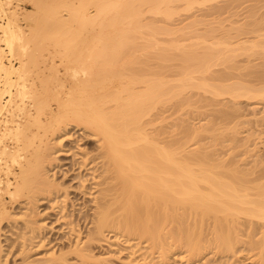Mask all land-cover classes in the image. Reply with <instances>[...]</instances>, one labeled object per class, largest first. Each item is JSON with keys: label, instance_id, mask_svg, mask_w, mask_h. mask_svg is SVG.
Instances as JSON below:
<instances>
[{"label": "bare ground", "instance_id": "obj_1", "mask_svg": "<svg viewBox=\"0 0 264 264\" xmlns=\"http://www.w3.org/2000/svg\"><path fill=\"white\" fill-rule=\"evenodd\" d=\"M10 1L0 0V237L7 224L14 240L4 253L0 239V264H100L94 250L107 234L130 246L132 264H173L176 251L195 264L206 244L221 253L233 251L241 219L264 222V185L253 186L252 197L236 171L208 164L205 153L187 151L184 142L160 139L161 131L148 129L152 121L144 122L184 85L142 79L140 69H131L139 59L135 53L153 44L152 36L150 43H138L140 30L147 25L153 34L159 31L142 17L168 14L171 4L185 0H79L69 7L65 0H35L38 11L26 10L27 27L17 9L9 10ZM46 21L52 24L53 52L65 67L61 72L52 59L53 88L45 83L46 67L39 65L43 72H37L38 60L32 59H38L33 52L43 45ZM157 58H166L165 49ZM182 59L186 69L191 60L198 71L210 66L192 53ZM32 73L43 76L38 79L43 89H36L35 80L30 84ZM141 82L144 88L136 89ZM73 128L93 146L81 145L72 154L65 146L74 139ZM60 156L72 160L59 164ZM72 194L92 196L93 205L77 213ZM41 204L48 208L40 210ZM17 207L19 214H13ZM53 215L55 222L48 221ZM52 230L66 231L68 236L61 235L66 241L54 238ZM255 245L264 264V228L257 242L250 241ZM13 250L19 262L8 258Z\"/></svg>", "mask_w": 264, "mask_h": 264}, {"label": "rangeland", "instance_id": "obj_2", "mask_svg": "<svg viewBox=\"0 0 264 264\" xmlns=\"http://www.w3.org/2000/svg\"><path fill=\"white\" fill-rule=\"evenodd\" d=\"M11 1L9 10L17 9L20 20L23 22L25 20L24 25L27 27L31 23L25 19L26 10L38 11L34 4L35 0ZM78 2L79 0L64 1L68 7ZM59 8L60 15L66 17L67 13L62 5H59ZM169 9L170 13L168 14L144 13L143 23L147 22L151 26H157L159 31L155 30V34H153L152 31L147 30V25H145L147 29L140 30L137 36L138 43H150L152 40L150 37L152 36L153 44L135 53L139 59L136 63H133L131 69L134 68V71L140 69L137 74H140L139 77H142V79L144 77L146 79L148 77H159L160 80H168L173 85L178 83L184 86L180 87L179 93L171 99L157 104V107L150 111V115L145 117L144 122L148 123V119H150V122L152 121V125H147L148 129L150 128L149 130L152 133L161 131L160 134L158 133L160 139L166 142H184L187 151L205 153L208 164H218L231 174L236 171L238 176L245 182L242 184L249 187L245 192H249L252 197H255L253 186L264 185V0H211L194 3H188L185 0L171 4ZM41 13L43 16H48L49 10L42 7ZM48 23V21L45 23L48 25V29L45 27L47 31L41 32V34L44 33V37L41 35L43 45L39 46L40 48L36 46L39 49L33 50V53L37 52L34 57H38V59H32L40 61V64L33 62V64L38 65L37 72L42 73V67H46L44 75L47 74L48 79L44 77L47 81L45 83H51L52 87L55 84L52 79L55 80V78L49 75L54 70L48 69L52 59L59 64V66L56 65L61 72L65 70V67L60 65L62 63H59L61 59L58 54L54 53L55 51L53 52L54 36L50 28L52 24ZM70 26L72 30L76 29L75 24L70 23ZM84 36L81 34V39ZM162 49H165L166 58L161 61L157 57ZM190 53L196 58L208 60L210 65H208V69L202 71L195 69L193 67L196 64L195 60H191V66L186 69L182 57ZM37 54L40 56H37ZM33 64L32 68L36 65ZM37 72L36 74L39 75ZM32 76L31 79L29 78L30 84L32 85L31 80H35L32 82L33 84L35 82L36 89H43L44 87L41 86H44L45 83L42 84V80H38L41 76L38 79L36 75ZM51 80L54 82L53 84ZM49 84L45 86L49 87ZM36 86L34 85L33 89ZM144 86L143 82L134 85L138 90L144 88ZM224 90L232 93L218 92ZM50 99L54 98L51 96ZM51 103L55 108L56 102ZM17 114H20V112H17ZM22 116L20 114L17 119L22 120ZM74 129L76 128L71 129L73 132L70 131V133L77 131ZM79 131L78 134H74L78 136H76L77 139L75 136L73 137V141L76 142L70 141L71 143L68 142L65 146L71 149L72 154L77 152L81 145L83 147L91 144L83 138L84 133H81V136ZM80 137L82 138L79 139ZM90 146H93V144ZM58 158L61 160L59 164L63 162L65 164V162H71L72 160L71 157L67 156ZM57 176L61 179L62 173ZM63 180L67 184L72 183L71 186L75 184L70 181L71 179L70 182L66 178ZM74 195L72 194L74 197L73 202H75L73 208L77 213L81 209L83 213L93 205L92 196L82 199L80 196L75 197ZM6 203L11 208V203L9 201H6ZM39 206L40 210L44 211L48 208L46 204ZM19 211L20 209L17 207L12 212L13 214H19ZM43 218H45V215ZM54 218L53 215V219L48 221L55 222ZM81 221L83 222V220ZM263 225V221L256 219L252 220V223L249 219H241L237 230L238 243L234 245L233 251L221 253L216 250L213 244H206L205 250L195 264L261 263V260L259 261L261 255H258L260 254L259 247L256 245L250 247V241L257 242L261 238ZM82 227L85 228V225H82ZM9 228L10 226L7 224L4 225V231L0 237L4 245V253L9 251V247H11L14 240L12 235H7L12 230ZM84 228H82V232L84 231L83 233L86 235V229L88 228ZM57 231L52 230L53 237L64 238L62 236L64 233L66 234V231ZM82 232L80 235L83 236V240H86ZM107 235L108 238L105 237L104 241L95 242L97 245L95 244L94 254H97V258L102 259L103 262L101 261L100 264H132L131 253L129 255L130 246H126L125 241L121 238H119L121 240L117 239L119 240L117 243L115 242L116 238L113 240L114 237L111 238L110 234ZM64 239L62 240L66 241ZM71 240H73V236ZM48 249L50 248L46 247L44 250L42 248L35 251V253ZM16 254L15 250L11 251L8 256L10 261L17 259L19 262L18 257L15 256ZM181 256H183V251L172 253L170 262L173 264H187V261L182 259ZM262 259L264 258L262 257ZM72 260L73 263L76 262L74 258Z\"/></svg>", "mask_w": 264, "mask_h": 264}]
</instances>
